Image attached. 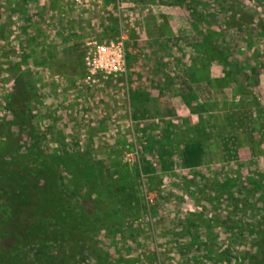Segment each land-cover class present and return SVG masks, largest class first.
<instances>
[{
	"label": "rangeland",
	"instance_id": "374dc122",
	"mask_svg": "<svg viewBox=\"0 0 264 264\" xmlns=\"http://www.w3.org/2000/svg\"><path fill=\"white\" fill-rule=\"evenodd\" d=\"M98 1L72 4L52 23L51 8L0 0V161L23 172L43 154L53 166L61 194L83 218L66 264H264V186L261 196L250 179L257 168L177 167V139L166 144L163 135L170 125L144 120L145 101L131 103L136 89H146L141 68L160 67L145 85L161 86L172 81L171 63L188 62L185 38L163 45L147 37L168 15L162 4L177 7L193 44L201 18L219 25L240 18L231 29L250 37L241 44L264 66V0ZM72 31L83 38L73 32L80 39L72 40ZM111 39L122 45L125 72L85 81L89 45ZM169 43L179 49L175 61L158 54ZM17 83L27 92L19 104L11 96ZM26 239L18 262L49 264L56 245L37 253V242Z\"/></svg>",
	"mask_w": 264,
	"mask_h": 264
},
{
	"label": "crops",
	"instance_id": "0c3cea01",
	"mask_svg": "<svg viewBox=\"0 0 264 264\" xmlns=\"http://www.w3.org/2000/svg\"><path fill=\"white\" fill-rule=\"evenodd\" d=\"M30 2L35 8H51L52 23L57 19V14L63 17L66 15L65 9L74 4L69 0ZM160 9L163 11L161 14L168 15L156 18L159 32L157 36L149 34L148 39L151 42L161 41L164 45L168 40L185 38L183 42L191 46L188 62L177 59L180 55L176 45L169 43L164 52L157 49L164 61H171L174 57L177 59L167 67L172 81L149 87L145 85L148 77H157L161 68L148 65L144 72L141 68L139 73L146 89H136L131 103L138 106L145 101L147 108L141 112L144 120L164 119L170 125L163 135L166 144L174 145L172 141L177 139V167L232 169L233 165L239 163L238 167L257 168L258 172L250 179L255 192L261 195L264 186V66L258 62L253 51L241 44L250 37L241 35L240 18H224L222 28L217 20L201 18L205 20V28L193 44L192 39L188 38L192 35L182 33L183 23L177 20V7L162 4ZM232 20L233 25L239 27L236 32L231 29ZM215 23L218 25L215 26ZM73 32L81 34V38L84 36L82 32L72 31L69 33L72 40L80 39V35ZM232 37L238 39L236 45L227 43V39ZM181 46L179 44L178 47ZM228 58L232 59L231 64L225 62ZM59 70L68 73V70ZM209 130H212L211 133Z\"/></svg>",
	"mask_w": 264,
	"mask_h": 264
},
{
	"label": "trees",
	"instance_id": "16d2710c",
	"mask_svg": "<svg viewBox=\"0 0 264 264\" xmlns=\"http://www.w3.org/2000/svg\"><path fill=\"white\" fill-rule=\"evenodd\" d=\"M12 101L19 104L26 97V88L15 84ZM15 171L0 161V264L18 262V246L32 236L38 249L56 245L49 264H66L70 247L77 244L83 233V219L61 194L51 163L44 155L31 169ZM70 237V242L67 238ZM22 241V242H21Z\"/></svg>",
	"mask_w": 264,
	"mask_h": 264
},
{
	"label": "built area",
	"instance_id": "2783aa9c",
	"mask_svg": "<svg viewBox=\"0 0 264 264\" xmlns=\"http://www.w3.org/2000/svg\"><path fill=\"white\" fill-rule=\"evenodd\" d=\"M98 2V0H73V3L78 6H88ZM89 46L84 59L85 81L99 75L104 78L116 77L125 72L121 43L111 39L105 43L92 41Z\"/></svg>",
	"mask_w": 264,
	"mask_h": 264
}]
</instances>
